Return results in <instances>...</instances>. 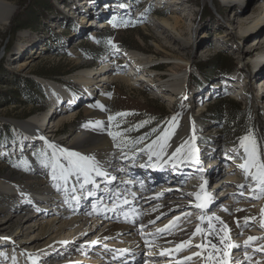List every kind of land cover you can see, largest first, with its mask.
I'll list each match as a JSON object with an SVG mask.
<instances>
[{
	"label": "rangeland",
	"instance_id": "1",
	"mask_svg": "<svg viewBox=\"0 0 264 264\" xmlns=\"http://www.w3.org/2000/svg\"><path fill=\"white\" fill-rule=\"evenodd\" d=\"M0 1V15L5 10L12 9L7 23L0 26V139L3 140V146L0 147V181L21 186L31 183L34 187L43 190L41 181L46 177L50 181L53 180L51 163L54 151L48 143L36 141V137L25 133L14 124L15 121L23 122L31 119L37 126L45 117L51 118L49 106L55 110L51 119L57 116L56 120L54 119V127L57 120L67 117L66 108L72 107L75 115L71 120L64 121L54 129L51 126L52 121L48 123L47 129H42L46 139H50L48 133L54 130L55 135L51 140H57L62 147L73 146L76 152L89 155L94 149L86 131L90 134L95 133L99 138L109 137L112 141V155L118 157L115 164L119 166V170L130 168L136 171L135 167L142 166L148 160L147 154H141L134 159H123L121 150L115 147L116 143L125 139L135 140L145 134H147L145 143L155 140L171 124L170 119L177 113L179 116L176 126L182 125L184 115L192 117L193 134L196 139L191 145L195 149H201V155L206 156L204 159L201 157V160H209L208 164L213 161L216 153L217 157H223L226 161L230 162L229 158H234L237 161L241 159L242 163L243 149L240 148V139L248 134L256 139L260 149L264 151V86L260 88L259 83L256 84L264 78L259 74L263 68L257 64L264 54V26L257 34L255 33L258 30L252 34L245 33L246 27L259 16L258 9L262 6L264 8V0H243L241 4L238 0ZM120 7L121 9H118ZM96 10L100 15L95 13ZM171 14L181 19L178 37L169 36L159 25L163 18ZM97 17L100 19L98 20ZM85 20L92 23L88 28H84ZM96 21H106L108 25L105 30L97 32ZM93 27L94 33L91 29ZM90 29L92 31H89ZM156 44L160 48H157ZM165 50L170 51L173 56L182 58L184 63H188L184 86L176 92L171 91L170 88L163 87L156 90L147 86L148 83L144 81L146 77L142 78L143 80L137 79L134 83L132 81V86L127 87L120 82L101 86L95 76L92 84L97 93L89 95L87 88L73 79L79 72L85 73L95 69L106 60L113 65L110 66L109 72L112 74L119 72L124 75L133 68V63L129 64L130 68L119 64L118 59L121 58L117 55L135 53L141 56L140 58L152 60L146 63L143 69L149 76L158 77L157 85L162 82L172 83L173 78L169 73L174 67V62L165 59L172 56ZM74 55L78 56V61H75ZM214 57H218L222 64L229 63L230 71L221 75L214 69L208 68L207 63ZM14 77L31 78L36 81L41 91L34 93L32 100L35 103L16 95L17 89L14 88L12 81ZM36 88L32 86L29 91L32 93ZM255 88H258L257 91ZM83 90H86V95ZM63 92L69 93V99L72 100L69 101L64 97ZM242 92L244 94H241ZM105 95L110 96V101L104 106L102 100ZM221 97L229 99L232 104L239 105L241 111L248 113V123L243 136L232 138L233 142L230 139L232 143L227 141L228 144L222 137L225 130L206 116L207 107L214 102L224 100ZM73 102L75 104L70 106ZM117 113H130V115L120 117L116 116ZM109 116L115 119L109 121ZM97 121L102 122L103 126H96ZM142 121L149 122L143 127H137ZM129 129L131 131H128ZM153 129L156 131L153 132ZM116 132L122 135L114 141L110 133ZM75 135L83 137L84 140L76 141L73 139ZM139 147H143V144ZM134 152L135 149H125L129 157H132ZM185 158L187 159V153ZM179 162L181 161L177 160L174 163ZM183 163L180 165L186 164ZM232 164L235 166V163ZM164 165L167 167L166 164ZM204 170H207L206 166L201 164L195 176L193 175L194 181L197 178L206 180L211 175V171H207L208 175H205ZM236 172L241 176L240 170ZM182 178L190 180L192 178L190 171H183ZM53 185L57 184L53 182ZM237 185L226 188L228 191L223 193H220L221 189L208 190L206 193L216 201L211 207H221V202L225 203L229 197L243 201L244 204L237 203L230 206L235 210L227 219L234 222L235 226L239 219L240 229H243L242 234L245 237L247 233L257 235L264 229L260 226L264 195H260L259 198H253V195L258 194L237 195V192H241ZM173 190L176 191L174 192L176 196L181 194L180 191ZM171 193L174 194L169 192L167 196H171ZM139 198L143 199V197ZM189 202L184 206L187 208L183 213L196 212V209L193 210V204L190 205ZM217 202L218 204H215ZM32 206L31 202H22L19 196L0 190V227L7 223L5 232L1 233L0 230L1 241L17 230V219L14 216L21 209L18 218L29 217L32 214L39 215L42 212L34 213ZM237 209L242 211H236ZM170 213L171 211L163 213L159 219ZM245 217L255 218L250 220L248 228H243ZM194 220L193 214L191 224ZM258 235L264 237V234ZM258 241L264 244V239ZM3 243H6L5 240ZM3 243L0 244V253L4 250L1 247ZM246 251L256 258L264 259V251L254 252L251 247ZM242 252H245V249H242ZM160 257L159 259L162 260L167 256ZM7 259L0 254V264H8ZM51 262L59 264L61 261ZM243 264L250 262L245 261Z\"/></svg>",
	"mask_w": 264,
	"mask_h": 264
},
{
	"label": "bare ground",
	"instance_id": "2",
	"mask_svg": "<svg viewBox=\"0 0 264 264\" xmlns=\"http://www.w3.org/2000/svg\"><path fill=\"white\" fill-rule=\"evenodd\" d=\"M238 2L241 4L244 1L238 0ZM117 6L119 5L117 4ZM262 7L258 9V12H260L259 16H257L253 20L250 26L246 27L245 33L249 32L252 34L254 31L258 30L255 33L257 34L260 31H262V27L264 26V8ZM11 12L12 9H7L5 10L4 13L2 12L3 14L0 15V26L5 25L7 23ZM99 23H100L99 27L101 28H104L105 25L106 26L108 25L106 21H101ZM240 23L241 21H239V24ZM91 24H92L91 22L86 20L83 22L84 28H88V26ZM181 24L182 23L179 16L175 14H171L167 18H163L159 25L161 28H163V31L165 29V32L169 36L178 37L179 35L178 29H180ZM91 29H93V33H94L95 29L94 28ZM91 29L89 31H92ZM156 47L160 48V46L157 44ZM168 53H170V51ZM117 56H119V58H121L123 62H128L129 64L133 63V68L129 70L127 73L125 72L124 75H122L119 72L112 74V72L109 71L111 69L110 66L113 65H110L109 62L106 60L95 69L88 70L85 73L79 72L73 78L74 81L76 83H80V84L82 83L87 88V92H89L88 93L89 95L95 92L97 93V91L93 89L94 86L92 84L95 76H96L95 78L98 79L97 82L101 84V86H107L108 83L111 84L115 82H120L123 85L130 87L132 86L131 84L132 81L134 83L137 79L143 80L142 78L144 77H146L144 78L145 79L144 81L148 83L147 86L155 88L156 90L165 87V88H170L171 91L176 92L177 90H180L184 86V82L187 77L188 63H184L183 59L182 58L180 59L178 56L172 55L170 57H165L166 60H172L174 62V67L170 69V73H169L170 77L173 78V82L172 83L165 82L166 84H163L162 82L159 85H157V81H159L158 77L149 76L148 73L146 74L145 72L146 70L143 69L146 63L152 61L151 59L145 60L143 58H140L141 56L135 53H129V54L122 53L121 56L120 55ZM74 59L75 61H78L79 58L77 55H74ZM257 64L259 66L261 65V67L263 68L260 70L259 74L264 76V54L259 58V62ZM180 70L181 72L178 73V71ZM262 81H264V78L256 82V84L259 83L258 86H260V88L264 86V83L262 84ZM227 85L229 86V84ZM257 89L258 88H255V91H257ZM63 94L64 97H67L69 101L72 100L71 98L69 99L70 97L69 93L63 92ZM241 94H244V92H242ZM109 101H110V96L105 95V97L102 100L103 102L102 104H104L105 106ZM256 102L255 105L258 107V104ZM66 109L67 110H65V112L67 111L66 113L68 114L66 115L67 117L62 120H57L55 127L62 125L64 121L66 120L69 121L74 117L75 115L73 113L74 109L73 110H71L72 108H66ZM51 118L45 117L44 119L39 121V124L37 126H35L32 123L33 121L31 119H30L31 121L30 120L29 121L26 120L23 122L15 121L14 124H16L25 133L33 135L34 137H40V138L43 137L42 140L48 143V145L49 144L54 145L55 149L52 147L51 149L53 151L55 150L57 158L62 159L59 150L64 149V150L76 152L73 146L62 147L57 140L54 139L51 140V137L55 135L54 130H51L48 133L50 135V139H46V137H44L43 135H39V132L42 131L43 128H45V130L47 129L48 123H50L51 121H52L51 122L52 128L53 129L55 128L54 119L56 120L57 116L54 119ZM44 120H46L47 124L44 123ZM181 124H182L181 126L170 124L165 129V130H170L173 133L171 135L170 140L167 142V146L165 148L166 153H171L172 151H174L175 148L181 145L185 140L190 141V144L192 143L191 140V137L193 136L192 117L189 115H184ZM85 133L88 135V138L93 142L92 146L94 150H92L89 155L95 156L105 166L109 174L110 172L111 174L112 172L119 173L118 178L116 177V179L118 180H116L115 184L112 185L111 187L114 189H119V191L121 192L127 193V199L130 201V203L128 205H125L121 211H117V212H108L104 210L106 203L109 204L110 206V202H108L107 199H105L104 202H101L99 200H95L94 202H92L93 204H96L95 210L93 209V204L90 202L89 199H83L79 203L68 200V202L66 203L65 201L67 199L68 193L65 192V187H67L70 191L73 185L71 179L69 180L68 185L65 186L62 180L50 181L49 178L46 177L45 180H42L40 183L44 186L43 190L34 187L31 183H27L21 186L17 184H11L5 181H0V190L2 192L11 193L19 196L22 202H31L33 205L32 208H34L35 206L37 207V208L35 207L37 210L32 209L33 212L35 211L34 213L42 211L40 212L39 215L32 214L29 217L25 216L24 218H18V215L20 214L19 212L22 210L21 209L17 213V215L14 216L16 217L15 219H17V225H18V228H16L17 230H15L14 232H12L11 234H9L4 238L6 243H3L4 240L1 241L0 239V244L3 243L1 247L4 249L0 254H3V257L8 258L7 259L9 261L8 264H33V261L34 260L37 261L38 257L44 259L43 262H41V264H52L51 261L54 260L56 261L59 256H62V254L68 256L67 258L69 259L63 261L61 264H72L76 260L78 261L77 263L75 262L74 264H78L79 261H81L82 264H95V263H101L105 259L107 260L108 258H112L113 256H115L114 258H117L118 256H122L121 252L118 250H125L128 248L131 251L129 256H135V254L146 253L147 257L154 258L155 262L151 264H167V263L177 264L175 257L167 256L166 258L160 260L159 253L161 250L174 248L175 244L174 243L170 244L167 241L179 242L183 239H187V236L190 234V231L194 230L195 225L197 223H200V221L196 219V216L201 214L200 210L198 209H196V212L193 213L195 215V220L193 221L192 224L188 222L189 220L192 221V216L191 217L182 216V213L187 208L184 207L185 205L188 204L187 202L192 201L193 205L195 203V200H191L192 196L189 195L188 198L187 195L189 193H196L197 191L201 192V189L199 187L201 184L205 185L204 192H206V190L208 192V190L213 191L214 189L215 190L221 189L220 193H223V191L224 192L228 191V189L226 188L228 187L232 188L233 186H235V184H242L245 182L243 178L244 173L242 172V170L239 167L235 168L236 166H233L232 164V163H236L237 160L232 158V160L230 161L232 163L231 165H229L230 162L226 161L223 157H217V153L213 156L212 159L213 161L209 164L211 166L214 165L213 167L209 166L208 168L211 169L210 170L211 175L208 176L206 180L203 178L202 179L197 178L195 182L193 181L194 180L193 175L195 176L196 174L195 173L196 170L194 168L195 166H189V168L184 169V166L180 165L182 164L181 162L175 163L179 165V166L177 165L176 167H173L172 162L166 164L167 167H162L164 166L163 162H160L158 164H155V166H153L152 163L145 161L143 165L148 163V166L135 167L136 171L131 170L130 168H124V170L122 168V170H119V167H117L115 164V162H117L118 160V157H116V155H112L113 154L112 153L113 148L111 143L112 141H110L109 137L99 138L98 136H96L95 133L90 134L87 133V131ZM73 139L80 142L84 140L83 137H80L78 135H75ZM76 141L74 143H76ZM204 162L206 161H203V164ZM215 166L217 167L215 168ZM138 168L140 169L137 170ZM222 169L224 170L220 171ZM125 170H128V172L133 176L127 177V175H124L123 173L125 172ZM185 170H189L190 175H192V178H190V180L188 181L183 178L181 179V177L183 176V171ZM237 170L238 171L240 170L241 176L238 175V173L236 172ZM207 171L209 170L205 171L206 172L205 175H208ZM212 171H214L213 174ZM136 176L151 181L153 183L151 184L153 188L146 187L139 192V190L136 189V186L133 185L129 187V189L125 188L124 190H122V187L124 186L125 182L134 181V178ZM53 182H55L57 185H53ZM57 186H59V188ZM76 187H77L76 195L79 196L80 195L79 185L77 184ZM108 187L109 185L102 184L101 186L102 190L100 189V192H105ZM173 189L180 191L181 194H178L176 196V194L174 193L176 191ZM169 192H173L174 194L171 193V196H167ZM204 192H202L201 194L204 195ZM239 193L240 192H237L236 194L238 195ZM248 195L250 194L244 193V195L242 196H248ZM139 197H143V199L140 200ZM182 199H186L187 201H184ZM143 201H147V202H143ZM218 202L215 204H218ZM221 203H222V205L220 204L221 207L212 208L210 206V209L206 210V212L210 211V213H215L216 215L220 216L223 220H225L230 224V226L233 228L234 232L236 233V235L233 236L234 243L243 245V241L246 240L248 236L260 237V235L258 234H264V229H263V231H261V233H258L257 235L247 233V237H245V235L240 234L241 229L239 228L240 229L239 230L235 226L234 222L229 221L227 219L228 215L233 213L235 210V208H230V206H233L234 204L237 203L244 204L243 201H239L229 197L227 198L225 203L224 202ZM225 209H228V211H225ZM170 211L171 213L169 215L157 221L156 219L157 216L160 217L163 213ZM125 212L128 214L127 220L125 219L124 216ZM174 217H181V219L177 221V224L179 228L185 227V229L188 230L186 233L179 232L178 228L172 229L175 235H169L167 232L156 233L157 228H163L164 225L168 224L169 221L173 220ZM149 220H155V223L149 224L148 223ZM141 225H146V227L141 229ZM6 226L7 223L6 224L4 223L0 227L2 228L0 229L1 233L5 232ZM149 233H151L152 235H149ZM61 239L67 242L65 245L66 248H62L55 254L49 252L50 249L53 248L46 249L49 244L57 242L58 240ZM93 240L97 241V243L92 244L91 241ZM146 240L152 245V247L146 246L145 244ZM75 242L78 244H73ZM197 242H199V237H197ZM259 245H264V244H261L259 243V241H256L253 243V246L251 248ZM242 249L243 248L234 251L235 258L243 261V263L245 261L249 262L248 260L244 259V252H242ZM77 250H80V252ZM192 251H198V250L192 248L191 250H185L179 255L180 256L190 255ZM76 252L79 253L75 254ZM248 254L251 255L252 257L251 260L252 264H256L257 261H259L260 264H264V259L256 258L251 253ZM188 264H202V262L199 258H193V260L188 262Z\"/></svg>",
	"mask_w": 264,
	"mask_h": 264
},
{
	"label": "snow or ice",
	"instance_id": "3",
	"mask_svg": "<svg viewBox=\"0 0 264 264\" xmlns=\"http://www.w3.org/2000/svg\"><path fill=\"white\" fill-rule=\"evenodd\" d=\"M127 115H130V113L116 114V116L120 117ZM178 116L179 113L172 117L170 123L175 125ZM114 119L115 117L113 116L108 117L109 121ZM148 122L149 121H142L137 127H143V125ZM96 126L102 127L103 124L102 122L97 121ZM128 131H131V129ZM152 131L155 132L156 129H153ZM172 134L173 133L170 130H164L155 140H151L148 143H145L147 140V134H145L144 136L137 137L135 140L125 139L123 142H118L115 144V147L121 150L123 159H134L141 154H147V160L149 163H152L153 166L160 162H163L164 164L172 162L173 167H176L174 162L177 160L182 162L196 160V149L188 140H185L181 145L177 146L171 153L165 152L167 142L170 140ZM110 135H112L113 140L116 141L117 137H120L122 133L116 132L110 133ZM195 139L196 137L193 134L191 140L194 141ZM141 144H143V147H139ZM49 147L55 149L54 145L49 144ZM240 148L243 149V162L240 163L238 167L244 173L245 181V183L237 185L241 190L240 195H244L243 190L247 188L250 194H258L253 195V198H259L260 195H264V151L260 149L256 139L253 138L251 134L245 135L240 139ZM125 149H135L133 156H127ZM59 151L62 159L57 158L54 150L51 163V174L53 180H62L65 186L68 185L70 179L72 180L73 185L70 191L65 187V192L68 193L65 201L66 203L68 200L79 203L83 199L99 200L101 202H104L105 199H107V201L110 202V206L106 203L104 210L108 212L121 211L125 205L130 203L127 199V193L111 187L115 184L116 177L111 176L105 166L95 156L82 155L78 152L64 149H60ZM185 153H187V159L185 158ZM196 162L198 163V160H196ZM147 166L148 163L142 165V167ZM77 184L79 185V196L76 195ZM102 184L109 185L105 192H100ZM57 187L59 188V186ZM199 187L201 192L189 193L188 195L194 196L195 198L194 205H192V201L189 203L196 209L200 210L201 214L196 216V219L200 221V223H197L194 230L190 231L187 239H183L179 242L167 241L170 244L174 243V248L161 250L159 255L175 257L177 264H188L193 258H199L202 264H243V261L234 256V251L243 248L245 249L244 259L248 260L251 264L252 257L247 253L246 249L252 247L254 242L264 239V237L248 236L247 239L243 241V245L234 243L233 236L236 235V233L230 224L215 213H210V211L206 212V210L210 209L214 200L212 196L206 192L204 195L201 194L205 189L204 184H201ZM93 209H96V204H93ZM225 211H228V209H225ZM236 211H242V209H237ZM261 215L262 219L260 226L261 228H264V208L261 209ZM124 216L127 220L128 214L126 212L124 213ZM182 216L191 217L193 216V213H182ZM159 218V216L156 217V219ZM180 219L181 217H174L173 220L169 221V223L164 225L163 228H157L156 233L167 232L169 235H175L172 231L173 228H178L179 232H187V229L179 228L177 221ZM252 219L255 218L245 217L243 228L250 227V220ZM188 222L191 223L190 220ZM148 223L154 224L155 220H149ZM144 227H146V225H141V229ZM236 227L241 228L239 219L236 221ZM242 231L243 229H241L240 234H242ZM149 235L152 234L149 233ZM197 237H199V242H197ZM61 243L67 242L62 241ZM91 243L96 244L97 241L93 240ZM145 244L148 247H152L147 240L145 241ZM192 248H195L198 251H192L190 255H179L185 250H191ZM118 251L123 254L128 250L125 249ZM253 251H264V245L253 247ZM33 264H35V260L33 261ZM145 264H147V262H145ZM256 264H260V262L257 261Z\"/></svg>",
	"mask_w": 264,
	"mask_h": 264
},
{
	"label": "trees",
	"instance_id": "4",
	"mask_svg": "<svg viewBox=\"0 0 264 264\" xmlns=\"http://www.w3.org/2000/svg\"><path fill=\"white\" fill-rule=\"evenodd\" d=\"M27 17V16H26ZM24 18V17H23ZM22 18V19H23ZM25 19V18H24ZM24 27V26H23ZM208 68L214 69L215 72L221 73V75H225L227 71H230V64H222L218 57H214L207 63ZM14 88H16V95L22 97L25 100L31 101L35 103L33 95L35 92L41 91L36 81L31 78H13ZM37 87L31 93L29 91L30 87ZM224 98V97H221ZM224 98V100H220L219 102H214L212 105L208 106L206 116L209 117L210 121L218 123L225 130L222 134L224 140L233 142L232 138H241L244 134L248 123V113L246 111H241L239 105L232 104V101ZM230 141V142H231ZM231 142V143H232ZM236 140L234 141V143ZM228 144V143H227ZM3 146V140L0 139V147Z\"/></svg>",
	"mask_w": 264,
	"mask_h": 264
},
{
	"label": "water",
	"instance_id": "5",
	"mask_svg": "<svg viewBox=\"0 0 264 264\" xmlns=\"http://www.w3.org/2000/svg\"><path fill=\"white\" fill-rule=\"evenodd\" d=\"M63 240H58L57 242L51 243L47 246L46 249L54 248L57 244L61 243Z\"/></svg>",
	"mask_w": 264,
	"mask_h": 264
},
{
	"label": "built area",
	"instance_id": "6",
	"mask_svg": "<svg viewBox=\"0 0 264 264\" xmlns=\"http://www.w3.org/2000/svg\"><path fill=\"white\" fill-rule=\"evenodd\" d=\"M55 248V247H54ZM51 250V249H50Z\"/></svg>",
	"mask_w": 264,
	"mask_h": 264
}]
</instances>
